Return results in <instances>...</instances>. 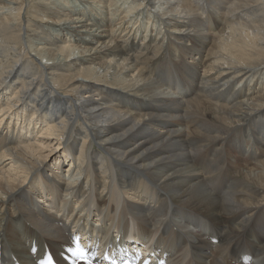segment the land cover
<instances>
[{"label":"bare ground","instance_id":"obj_1","mask_svg":"<svg viewBox=\"0 0 264 264\" xmlns=\"http://www.w3.org/2000/svg\"><path fill=\"white\" fill-rule=\"evenodd\" d=\"M101 1L0 0V264H264V0Z\"/></svg>","mask_w":264,"mask_h":264},{"label":"rangeland","instance_id":"obj_2","mask_svg":"<svg viewBox=\"0 0 264 264\" xmlns=\"http://www.w3.org/2000/svg\"><path fill=\"white\" fill-rule=\"evenodd\" d=\"M49 2H53V3H55V4H59V3H63V4H72L73 3V0H48ZM116 1H118L117 3V5H116V8L117 7H120L121 9H123V11H129V10H131L130 9V7L131 6H129V5H132L131 3H130V1L131 0H128V2H126L127 0H115V3H116ZM165 1V0H164ZM162 2H163V0H162ZM101 3L102 4H104V5H108V0H102L101 1ZM128 7V8H127ZM89 8V7H88ZM115 7H112L111 9H114ZM127 9H129V10H127ZM164 9H161V11H160V13L163 11ZM92 11H94V12H98V11H96V10H94V9H92ZM146 11V10H145ZM151 12H155L153 9H151ZM14 12L12 11V14H13ZM131 13H133V11L131 12ZM131 13H129V15L131 14ZM135 14V13H134ZM134 14H131V16L132 15H134ZM168 16V15H167ZM167 16L165 17V19L167 18ZM144 18V20H141V23L143 24V26L145 27L146 25H147V22H146V17H143ZM137 26V25H136ZM144 27H143V29H144ZM37 34H39V33H37ZM30 35L31 36H29V38L31 39V38H34L33 37V34L32 33H30ZM163 35V34H162ZM25 37V36H24ZM38 37V39H39V37H40V35L39 36H37ZM177 38H180V36H177ZM37 38H34L33 39V43L35 44V45H38L39 46V48L40 47H44V45L43 44H39V42H37V41H34V40H36ZM32 40V39H31ZM52 40L55 42V43H57V44H61V42H60V40H58V39H55V37L53 38V36H52ZM56 40H58V41H56ZM46 42V41H45ZM140 43H141V41H139ZM138 42V43H139ZM46 45V44H45ZM26 48L27 49H29V46L27 45L26 46ZM30 54H32V55H34V52H33V49H31L30 51ZM204 55H205V53H200V54H197V52L196 51H194V53L191 55V56H189V57H187L186 59H185V62L187 63V65L188 66H190V67H193L194 68V71L196 72V74L198 75V76H200V75H202V67L201 66H199V64H201L202 62H203V59H204ZM35 56V55H34ZM34 58H36L38 61H40V62H42V63H46V62H48L45 58H43V59H39L38 57H34ZM13 88H15V87H13ZM168 91V90H167ZM169 92V94H171L172 92L171 91H168ZM173 97L176 99V100H178V101H180L182 98L181 97H179V95H177V94H174L173 95ZM130 108H132V106H130ZM138 111H141L142 109H141V107H138ZM37 132V131H36ZM247 143H249V142H247ZM246 142L244 143L245 145H244V148H245V146H246V144H247ZM233 155V157H235L234 156V154H232ZM233 160V159H232ZM234 161H238V159L235 157V159H234ZM67 165L68 164H65V166L63 167V168H58L59 170H56V168H55V170L57 171V174H53V172H54V170H52V171H45L44 172V174H43V176H42V178H43V180H49V181H53V178L54 177H63V176H65V175H67L66 174V170H67ZM52 169V168H51ZM101 179L102 178H98V182L99 183H101ZM35 184V183H34ZM65 200H68V198L66 199L65 198ZM73 207V206H72ZM6 208H8L9 210L11 209V207L10 206H8V207H6ZM10 213H12V209H11V212ZM16 231H18L19 232V234H22V232H20L19 230H16ZM26 243H27V241H26ZM24 244V247H25V243H23ZM17 247H19V248H21V244H17Z\"/></svg>","mask_w":264,"mask_h":264}]
</instances>
